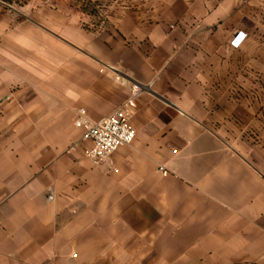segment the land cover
<instances>
[{"label":"crops","instance_id":"1","mask_svg":"<svg viewBox=\"0 0 264 264\" xmlns=\"http://www.w3.org/2000/svg\"><path fill=\"white\" fill-rule=\"evenodd\" d=\"M108 9L0 0V264H264V0ZM132 83L116 172L75 119Z\"/></svg>","mask_w":264,"mask_h":264},{"label":"built area","instance_id":"2","mask_svg":"<svg viewBox=\"0 0 264 264\" xmlns=\"http://www.w3.org/2000/svg\"><path fill=\"white\" fill-rule=\"evenodd\" d=\"M245 36V33L239 32L232 39L231 45L239 47ZM144 87L140 83H132L126 100L101 119L93 120L84 108L78 110L75 125L83 130V138L91 143V146L85 149L84 155L95 165L109 162L110 167L118 171L109 159L119 148L130 146L134 142L135 129L131 124V117ZM159 170L163 171V167H159ZM73 256L77 257V254Z\"/></svg>","mask_w":264,"mask_h":264},{"label":"rangeland","instance_id":"3","mask_svg":"<svg viewBox=\"0 0 264 264\" xmlns=\"http://www.w3.org/2000/svg\"><path fill=\"white\" fill-rule=\"evenodd\" d=\"M9 1H14L17 3L18 0ZM111 1L113 3L115 0H77L78 3L81 2L85 9H87L91 13L93 27H100L101 25H106L109 20V17L113 16L111 15V13H109L108 9L109 2Z\"/></svg>","mask_w":264,"mask_h":264},{"label":"trees","instance_id":"4","mask_svg":"<svg viewBox=\"0 0 264 264\" xmlns=\"http://www.w3.org/2000/svg\"><path fill=\"white\" fill-rule=\"evenodd\" d=\"M7 1H9V0H7ZM24 2V0L23 1H17V3H19V4H22Z\"/></svg>","mask_w":264,"mask_h":264}]
</instances>
